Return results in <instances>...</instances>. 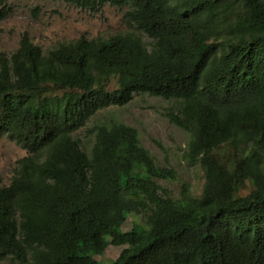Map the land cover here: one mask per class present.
I'll return each instance as SVG.
<instances>
[{
  "label": "trees",
  "instance_id": "trees-1",
  "mask_svg": "<svg viewBox=\"0 0 264 264\" xmlns=\"http://www.w3.org/2000/svg\"><path fill=\"white\" fill-rule=\"evenodd\" d=\"M65 1L127 5V28L46 50L24 32L0 51V137L28 151L8 184L0 171V259L264 264V0ZM140 93L175 102L200 193L161 185L177 171L123 120L95 124L90 143L75 134ZM110 244L123 245L113 259Z\"/></svg>",
  "mask_w": 264,
  "mask_h": 264
},
{
  "label": "rangeland",
  "instance_id": "rangeland-1",
  "mask_svg": "<svg viewBox=\"0 0 264 264\" xmlns=\"http://www.w3.org/2000/svg\"><path fill=\"white\" fill-rule=\"evenodd\" d=\"M9 9L0 19V51L12 52L19 45L20 38L27 32L32 40L44 50L58 41L77 38L81 34L98 37L124 31L127 28L125 11L127 5L105 3L98 10H92L65 0H8ZM147 43L152 38L142 34ZM176 108L175 102L162 96L148 93L136 94L124 105H111L99 110L83 128L75 134L90 143L95 124L112 117L135 126L141 142L152 152L158 163L173 167L177 171L175 179H160L174 197L181 193L183 183L191 185L193 193H200L204 182V171L198 163H189L185 151L189 133L173 123L168 113ZM28 151L7 136L0 137V171L3 182L12 178L17 159ZM247 188L241 190L246 193ZM127 223L125 228H129ZM123 245L110 244L105 257L113 259ZM105 263L111 260L101 259ZM0 264H20L11 258L0 259Z\"/></svg>",
  "mask_w": 264,
  "mask_h": 264
}]
</instances>
